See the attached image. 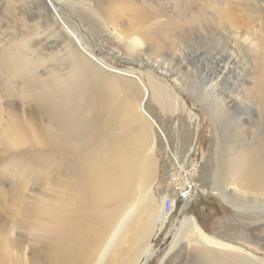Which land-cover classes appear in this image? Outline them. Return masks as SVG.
Wrapping results in <instances>:
<instances>
[{
	"label": "rangeland",
	"instance_id": "obj_1",
	"mask_svg": "<svg viewBox=\"0 0 264 264\" xmlns=\"http://www.w3.org/2000/svg\"><path fill=\"white\" fill-rule=\"evenodd\" d=\"M184 1L193 4L196 11H200L197 10L199 7L206 9V16L217 15V11L223 9V13L226 10L231 15L240 13L243 19L240 23L254 20L248 11H238V6L227 11L229 0ZM71 2L74 4L71 5ZM140 4L147 9L138 13L134 7ZM154 4L147 0H0V55L7 48L26 42L30 46L27 54H50L40 71L55 72L57 69L66 73L75 64L66 49L77 47L85 50L86 47L101 65L80 50L79 61L91 67L92 79L99 80L100 84L113 91L116 113L118 107L126 102V107L135 110L148 131L152 143L148 154L155 161L153 197L164 196L165 207L166 200L176 199L178 188L190 179L191 182H187L184 188L196 190L195 197L185 205L177 202L171 213L164 208L169 215L167 224L153 238L154 253L144 264H159L181 220L190 216L197 219L208 236L241 247L253 256L254 264H264V203L252 192L235 189L226 174L229 145H238L242 141H251L252 144L258 135L260 138L264 136V113L256 98L246 95V91L253 86L256 74L254 56L245 51L247 46L243 49L239 46L238 38L240 34L248 35L246 38L254 41L255 35L238 31L225 17L223 22L227 35L231 41L236 40L237 43L232 42V45L234 49L239 47L240 53L236 54L237 57L231 56L236 64L233 65L234 73L226 77L228 81L222 80L210 88V68L218 51L212 29L206 26L207 30L201 29L202 34H199L195 24H189L184 27L185 31L172 36L161 25L170 13L153 18L150 11L154 9ZM54 11L75 29L83 42L66 34V30L71 29L67 24L56 21ZM98 16L111 23L105 25ZM85 17L92 21H87ZM142 21L151 31L148 39L143 37L142 48L148 49L144 52L129 51L121 40L122 36L117 37L111 32L114 27L129 34ZM250 23L247 27H251V31L261 28L257 14ZM57 31L61 36L55 34ZM154 39L159 41V46ZM197 49L202 54L196 57ZM158 59L163 66L153 73L165 78L172 93L178 97V102L174 101L171 106L160 107L150 96L146 74L150 69L154 70L150 63ZM18 82L20 78L0 66V106L4 111L23 109L17 103L8 105L11 104L8 88L12 86L17 90ZM235 96L242 102L235 99L236 103H230L229 100ZM111 113L114 118L115 111ZM214 113H219L221 117H215ZM194 115L198 117V126L193 120ZM103 118L100 116L99 121ZM118 118L121 117L118 115ZM1 120L3 122L5 117ZM94 120L98 122V119ZM115 122L112 121L108 134L99 140H108L109 144L119 140L116 134L111 133L119 125ZM138 128V123L129 119L126 139L133 136ZM193 136L194 147L188 152ZM2 140L0 135V264H56L49 257L47 225L52 221L45 209L51 202L64 197L67 190L66 169L79 153L29 142L11 147ZM240 148L242 146L238 145L235 150ZM185 159L187 163L184 166L182 162ZM214 190L226 193V196H217ZM182 242L164 264L214 263L195 257L183 247ZM71 263L76 264L74 261Z\"/></svg>",
	"mask_w": 264,
	"mask_h": 264
},
{
	"label": "bare ground",
	"instance_id": "obj_2",
	"mask_svg": "<svg viewBox=\"0 0 264 264\" xmlns=\"http://www.w3.org/2000/svg\"><path fill=\"white\" fill-rule=\"evenodd\" d=\"M147 1L155 3L154 9L150 11L153 18L161 17L165 12L170 13L161 25L172 36L185 31L189 24H195L199 34H202L201 29L207 27L212 29L214 36L212 38L216 42L218 51L210 68L212 70L210 72L212 76L209 77L210 88H214L222 80H227V76L234 73L233 65L236 62L231 56L237 57L236 54L240 53L238 52L240 48L234 49L232 45V42L237 43L236 40L231 41V37L227 35L228 31L223 22L225 17L229 19V24L239 29L238 31L255 35L254 41L246 38L248 35L240 34L237 37L241 42L239 46L242 49L247 46L245 51L252 53L255 58L253 61L256 74L253 86L246 91V95L256 98L261 112L264 113V13H261L264 11V0H229L227 11L238 6V11H248L247 13H250L254 20L257 14L258 21L262 24L261 28L259 30L256 28L255 31L247 27L254 20L240 23L243 20L240 13L231 15L225 12L226 10L223 13V9H219L217 15L206 16L208 12L206 9L199 7L197 10L200 11H196L193 4L184 0ZM74 3L71 2V5ZM51 6L54 8L53 2ZM144 9H147V6L143 4L134 7L138 13L143 12ZM56 14L54 11L56 21L67 24L71 29L66 30V34L82 41L75 29ZM84 19L92 21L87 17ZM101 20L105 25L111 23L109 20L104 21L102 18ZM112 28L111 32L115 36H122L120 38L129 51L148 50L142 48L143 37L148 39L151 31L143 25V21L129 34ZM55 34L61 36L58 31ZM154 42L159 46V41L154 39ZM29 48L26 42H22L7 48L0 55V66L20 78L17 90L12 86L8 88V94L11 96V104L8 105L17 103L23 107L19 111L14 108L4 111L0 106L2 141L11 147L29 142L75 150L79 153L66 169L67 190L64 197L51 202L45 209L52 221L47 225L50 234L51 261L56 264H72V261L76 264L146 263L154 253L152 240L162 232L169 215L164 212V196L152 195L155 161L148 154L152 143L142 119L133 108L126 107V102L118 107L116 113L113 91L106 85L100 84L99 80L92 79L91 67H86L79 61V48L66 49L67 55L75 63L74 66L71 65L73 67L68 71L69 73H60V70L56 71L57 69L55 72H47L45 69L40 71L39 68L46 63V56L50 54L47 53L46 56L42 52L27 54ZM80 51L100 64L91 53L87 52L86 47L85 50ZM195 52L196 57L202 54L200 49ZM150 64L154 70L150 69L147 72L146 79L153 101L160 107L171 106L174 101L178 102V97L172 93L165 78L157 77L153 73L163 66V62L158 59ZM235 99L238 97L229 102L236 103ZM112 110L115 111L114 118ZM214 114L217 118L221 117L219 113ZM118 115L121 118H118ZM3 116L5 120L2 122ZM100 116L104 118L99 121ZM94 118L98 119V122ZM129 119L133 123H138L139 128L133 136L126 139ZM113 120L117 121L115 123L119 124V128L115 124L117 129L111 130V133L116 134L121 141L116 140L114 144H109L108 140H99L100 137L108 134ZM193 120L198 126L196 115L193 116ZM40 121L43 122L40 124ZM257 139L259 142L255 143ZM257 139L252 144L251 141H238V145L242 148L237 151L235 147L238 145H229L226 174L232 180L235 189L252 192L264 203V136L260 138L258 135ZM193 147L194 136L188 152ZM182 163L185 166L187 160ZM214 194L226 196V193H219L217 190H214ZM78 212L80 215L77 216ZM181 242L184 248L204 261L217 264H254L253 256L245 253L241 247L224 241L219 242L208 236L197 219L192 216L181 220L159 264H164Z\"/></svg>",
	"mask_w": 264,
	"mask_h": 264
},
{
	"label": "built area",
	"instance_id": "obj_3",
	"mask_svg": "<svg viewBox=\"0 0 264 264\" xmlns=\"http://www.w3.org/2000/svg\"><path fill=\"white\" fill-rule=\"evenodd\" d=\"M186 178L187 177H185V179ZM189 181H190V179L188 178V180H185L184 185L181 188H178L179 189V193H176L177 196H178L176 199L169 198V199L166 200L165 209H166L167 212L171 213L176 208L177 204H174L175 202L176 203L180 202L181 204L185 205L186 203L191 202V200L195 197L196 190L194 191L193 189H190V188L189 189H185L184 188L186 183L189 182Z\"/></svg>",
	"mask_w": 264,
	"mask_h": 264
}]
</instances>
